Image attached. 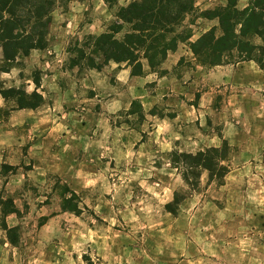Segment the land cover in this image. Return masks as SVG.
<instances>
[{"label": "rangeland", "instance_id": "374dc122", "mask_svg": "<svg viewBox=\"0 0 264 264\" xmlns=\"http://www.w3.org/2000/svg\"><path fill=\"white\" fill-rule=\"evenodd\" d=\"M132 1L119 0L112 9L104 0L60 3L53 12L43 54L37 60L30 53L23 55L12 67L17 71L15 78L7 85L0 80V86L36 90L44 98L36 108H24L25 121L20 128L28 136L21 151L24 157L20 151L10 155L24 170L31 169L35 161L28 155L32 136L53 130L47 146L56 151L55 161L68 172L66 177L50 175L40 185L24 184V201L18 209L24 219L7 231L9 241L11 238L15 243L10 241L13 246L0 249V264H264V82L254 86L216 83L210 69L218 65L201 64L189 41H180L160 66L152 68L143 60L139 75L146 71L153 74L145 85L153 101L149 112L143 98L123 107L114 103L123 87L118 70L126 65L132 72V66L111 60L101 68H88L87 58L80 66L72 59L88 36L109 31L118 21L119 6ZM247 2L242 0L240 6ZM203 10L196 5L184 26L178 27L179 31L190 27L192 41L219 25L218 18L201 16ZM129 28L125 24L117 37L122 38ZM178 50L184 55H171L168 60ZM96 61L102 64V56ZM246 61L250 60L234 56L221 65L238 68ZM200 64L204 69L198 75L199 85L182 86L181 80L190 78L191 69ZM249 74L237 76L238 80L254 76ZM167 78L177 85L160 82ZM171 92L178 99L173 104L168 95ZM183 92L188 94L182 96L184 100ZM16 99H6L0 119L10 110L22 109ZM134 100L140 103L133 104ZM40 109L45 112L36 120L38 115L32 110ZM148 113L177 118L172 129L180 137L173 139L171 150L155 147L150 155L140 153L141 142L149 140L148 131L153 129ZM44 116L45 125L39 126ZM200 120L204 125L197 128ZM226 122L238 131L235 144L227 140L231 146L229 172L220 182L211 180L205 170L198 187L191 189L182 170L175 166L172 152L196 153L220 146ZM201 135L205 140L197 144L195 138ZM210 137L219 138L220 144L209 145ZM17 168L1 166V225L3 211L11 209L14 201L2 188L3 175ZM64 184L76 192L80 213L62 210ZM176 190L186 192L187 197L173 213L166 204L174 199ZM44 216L47 219L43 220Z\"/></svg>", "mask_w": 264, "mask_h": 264}, {"label": "trees", "instance_id": "16d2710c", "mask_svg": "<svg viewBox=\"0 0 264 264\" xmlns=\"http://www.w3.org/2000/svg\"><path fill=\"white\" fill-rule=\"evenodd\" d=\"M69 1L0 0V46L4 53L0 70L9 71L23 55L33 49L47 47L53 12L60 3ZM104 1L111 9L119 3V0ZM241 1L227 0L225 5L201 11L205 18H218L219 25L192 41L190 27L181 31L178 27L184 26L187 14L196 11L195 0H133L119 6L116 12L118 21L109 31L90 35L84 46L77 47L78 54L72 59L73 64L80 66L84 58L88 59V68H101L111 60L127 62L132 66V75H139L143 73L144 59L156 68L167 58L169 51L177 49L180 41H189L193 53L203 65H221L237 56L239 60H254L264 67V0H248L244 6H240ZM125 24L130 28L122 38H118L116 34L123 30ZM97 56H102V64L97 63ZM0 93L5 99L17 97L19 108H36L44 101L36 90L27 92L21 87L1 86ZM139 103L138 100L133 101V104ZM230 149L229 142L224 139L220 146H211L196 153L173 151V162L182 170L186 184L196 189L205 170L211 180H224L230 170L227 163ZM62 188V210L80 213L76 192L66 184ZM186 197V192L176 190L174 199L166 204V208L176 213ZM10 203L11 209L3 211L5 216L19 213L14 201ZM3 227L12 231L17 226L9 227L4 220ZM10 241L15 243L11 238Z\"/></svg>", "mask_w": 264, "mask_h": 264}, {"label": "crops", "instance_id": "0c3cea01", "mask_svg": "<svg viewBox=\"0 0 264 264\" xmlns=\"http://www.w3.org/2000/svg\"><path fill=\"white\" fill-rule=\"evenodd\" d=\"M196 5L200 6L201 9H208L212 8L218 4H224L225 0H195ZM186 53H191L190 51H187L185 49ZM43 54V51L41 49H33L30 52V57L34 60H37V56ZM184 55V52L177 51L174 54H170L168 57V60L171 58V55ZM4 59V53L2 47H0V61H3ZM164 65H167V61ZM201 65V64H200ZM197 65V67H194L191 69L192 75L190 78L186 80H181V85L185 87H193L195 85H199V78L198 75L200 71H202L203 65ZM211 71V77L216 78V83H237L241 85H248V86H254L258 85L261 82H264V68L258 66L254 60L246 61L244 66H240L238 68H234L232 66H226V65H218L210 69ZM243 71V72H241ZM250 71V72H248ZM16 69L11 68L9 71H2L0 70V80L3 81L4 84L7 85V81L11 82L13 78L16 76ZM245 73L254 74L253 77L249 76V78H244L242 80H238L237 76H241ZM153 74L151 71H146L143 75H132L131 67H128L126 65H122L118 70V79L123 84V87L120 88V91L114 98V103L120 105L121 107L128 105L131 103V100L137 99V98H143V106L147 111L149 112V109L153 107V101L150 98L151 95L146 91L145 85L151 81L150 77ZM164 78V77H162ZM165 79V78H164ZM241 79V78H240ZM161 81H170V84L177 85L175 83V80L172 78H167V80H160ZM125 84H127V87L125 89ZM4 87V86H2ZM1 88V86H0ZM124 88V89H123ZM181 95V98L183 95ZM170 103L173 104L174 100L177 99V95L175 92H171L168 94ZM127 99L128 103H127ZM182 100H184L182 98ZM185 102V101H184ZM7 105V100L3 97V95L0 93V108ZM170 105V104H168ZM44 109V108H42ZM187 107H184L183 110L185 111ZM199 109V108H198ZM24 108L17 109V110H10L8 115L4 117L3 119H0V170L1 166L4 164L9 165H18V168L16 171H10V173H6V175H3L4 182L2 184V188L4 187V190L11 193L10 195L13 197L14 202L16 204V207L18 209L20 208V202L24 201V184L27 183H34L40 185L41 183L45 182V180L50 175H60L63 177L67 176V171L65 170L66 166H63L60 164V161H55L58 158V154H55V152L51 151L50 148H48L47 144L48 142L46 140L50 139L51 136L54 135L53 130L43 131V133H35L32 136V141L30 142V147L28 150V155L30 159H35L34 165L31 169L24 170V165L16 163L14 158L12 156L16 155L19 151L21 152L24 149V140L28 138L27 134H24L22 130H20L21 127L24 126ZM33 113H36V120L37 117L41 113H44V110H37ZM150 115L149 119H153V129L148 131L149 140L143 141L140 144V153L145 154L144 151L147 152V155H150L153 152V149L156 147L157 149L167 151L171 150L173 147V139H179L180 134L175 133V131L172 129V126L174 124V121H176L177 118L170 119L166 117H157V115L147 114V116ZM45 116L42 118V122H38L37 124L39 126L45 125ZM199 120V118H196ZM199 126L197 128H202L204 123L200 120ZM234 124L231 122H226L225 125V131H224V139L228 140L231 144H235L237 142V133L238 131L234 130ZM146 132V130H144ZM202 134V131H201ZM181 137H185L183 134ZM219 139V138H218ZM216 139L215 137H210L209 145H219L220 140ZM187 138H184V142H186ZM205 138L204 135H201L200 137H196L195 141L197 144H201V142H204ZM157 145V146H156ZM50 149V150H49ZM13 154L12 156L10 154ZM51 153V154H50ZM24 157V152H21ZM49 155H52V158L49 157ZM24 159V158H23ZM53 159V160H52ZM158 172L162 171L161 167L155 168ZM1 193V191H0ZM23 212V211H22ZM1 214V211H0ZM24 219V214H18V213H9L5 216V222L9 227L17 226L18 224L22 223V220ZM8 244H11L8 237H7V230L3 227V225L0 224V249H3V246H7ZM12 245V244H11ZM13 246V245H12ZM1 251V250H0Z\"/></svg>", "mask_w": 264, "mask_h": 264}]
</instances>
